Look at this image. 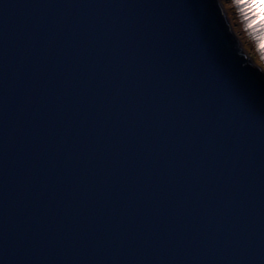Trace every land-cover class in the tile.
Instances as JSON below:
<instances>
[{"label":"water","instance_id":"95a60500","mask_svg":"<svg viewBox=\"0 0 264 264\" xmlns=\"http://www.w3.org/2000/svg\"><path fill=\"white\" fill-rule=\"evenodd\" d=\"M189 3L0 0L9 259L231 264L264 244V72L217 0ZM204 14L229 65L257 81L236 80L220 61ZM57 96L63 116L37 158L34 117L55 115ZM89 108L87 126L73 119ZM69 127L78 134L61 147ZM45 183L58 194L51 206L39 196Z\"/></svg>","mask_w":264,"mask_h":264},{"label":"snow or ice","instance_id":"6c2138e0","mask_svg":"<svg viewBox=\"0 0 264 264\" xmlns=\"http://www.w3.org/2000/svg\"><path fill=\"white\" fill-rule=\"evenodd\" d=\"M204 2H206V0H197V3L195 4L189 3L186 6L190 8L191 7L199 8V5H201ZM228 3L231 5L232 9L235 12L236 18L239 21V27L243 29L244 34L251 42V48L255 51L256 48L261 46V44H258V42L261 39H264V0H228ZM204 19L211 27L212 39L215 45L217 55L220 61L224 65H226L227 69L230 71L232 76L238 81H244V82L257 81V80L249 79L244 74L241 68H235L229 65L227 51L225 50L224 46L219 40V37L214 31L212 17L208 14H204ZM252 60L253 63L258 66L260 72H264V60H262L260 63H257L256 60H254L253 58ZM251 71L254 72L255 69ZM257 75L259 74L257 73ZM258 81L261 90L264 91V77H261ZM28 99L31 100V97H29ZM56 104H57V108L55 110V115L49 116L46 123L43 121V117L39 109L37 110V115L34 117L35 128L37 130H41V129L43 130L42 141L37 146V149L34 153V156L37 158L42 157L44 155L43 148L45 142L48 139V133L55 127L56 121L61 119L63 116L64 106L60 96H57ZM6 107H7L6 101H0V114H2L3 109H5ZM93 111L94 109L89 108L87 113L81 114L77 110V112L73 116V119L79 117L81 124L87 126L88 119L92 115ZM77 134L78 133H76L72 127H69L67 134H65L63 137L57 138L59 146L63 147L68 143L71 136ZM73 157H74V152L69 153L66 157V164H71L73 161ZM35 164H36V160L34 159L30 163L29 173H31L34 170ZM49 166L54 169L56 165L55 163H50ZM62 178H63V173L61 174L60 177H58V179H62ZM39 196L41 199H47L49 206L52 205L53 201H56L58 199V194L50 190L48 184L46 183L40 186ZM47 214L48 213L46 211L42 213V216H46ZM6 224L7 221H5V224L3 226H0V234H3L5 241L7 239ZM30 224L31 221L29 220L28 226H26L24 229V232L26 234L30 231ZM19 251L20 249L18 248L16 250V253L18 254ZM0 264H38V262L16 259V258L9 259L5 246V250L3 252H0ZM40 264H42V262H40ZM97 264H102V262H97ZM109 264H146V262L144 260H136L133 262L111 261L109 262ZM147 264H158V262L152 261V262H147ZM170 264H179V262H170ZM231 264H264V244H262L259 249L252 251L250 253L245 251V253L242 255L240 259L232 261Z\"/></svg>","mask_w":264,"mask_h":264},{"label":"rangeland","instance_id":"374dc122","mask_svg":"<svg viewBox=\"0 0 264 264\" xmlns=\"http://www.w3.org/2000/svg\"><path fill=\"white\" fill-rule=\"evenodd\" d=\"M217 2L222 8L229 29L236 39L240 49L252 60L250 49L252 52H254V50L251 48V42L244 34L243 29L239 27V21L236 18L235 12L231 5L228 3V0H217ZM258 44L264 45V39H261Z\"/></svg>","mask_w":264,"mask_h":264},{"label":"clouds","instance_id":"9594fccd","mask_svg":"<svg viewBox=\"0 0 264 264\" xmlns=\"http://www.w3.org/2000/svg\"><path fill=\"white\" fill-rule=\"evenodd\" d=\"M250 54L257 63H260L262 60H264V45L256 48L254 52H252V50L250 49Z\"/></svg>","mask_w":264,"mask_h":264}]
</instances>
